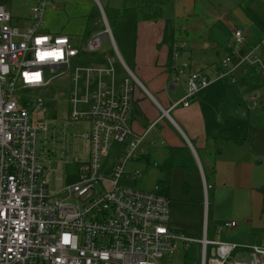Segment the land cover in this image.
<instances>
[{
	"label": "built area",
	"instance_id": "1",
	"mask_svg": "<svg viewBox=\"0 0 264 264\" xmlns=\"http://www.w3.org/2000/svg\"><path fill=\"white\" fill-rule=\"evenodd\" d=\"M47 3L32 7L26 26L16 24L11 11L0 4V264H160L181 245L197 241L202 244V264L258 263V257L264 264V246L197 240L174 229L170 199L158 186L140 190L121 185L125 165L142 155L140 146L151 128L136 134L130 125L138 82L119 55L129 73L124 78L118 77L113 57L103 64L74 66L83 53L99 50L107 36L117 52L112 30L105 21L103 31L77 47L68 35L43 30ZM234 40L232 54L212 74L191 70L186 61L172 65V83L187 74V85L171 108L188 107L214 81L229 77L235 82L233 73L241 64L264 75V39L251 45L243 29L236 28ZM184 45H175L174 59ZM241 48L247 52L242 54ZM40 52L61 55L41 60ZM37 72L39 81L27 80L25 74ZM65 75L70 82V118L90 122L83 133L89 157L78 163L77 180L53 194L48 182L52 170L36 148L39 132H47L51 123L48 118L39 121L36 113L44 108L42 92L54 78ZM114 143L125 148L109 172L103 170L102 158ZM212 187L204 181L205 191ZM234 226L235 221L225 222L218 231ZM209 245L214 247L208 257ZM235 253L246 254L247 260L232 259Z\"/></svg>",
	"mask_w": 264,
	"mask_h": 264
},
{
	"label": "crops",
	"instance_id": "2",
	"mask_svg": "<svg viewBox=\"0 0 264 264\" xmlns=\"http://www.w3.org/2000/svg\"><path fill=\"white\" fill-rule=\"evenodd\" d=\"M117 1L118 10L140 12L139 16H134L137 39L133 62L140 78L131 71L116 46L119 57L138 82L130 125L136 134L151 127L140 146L144 151L136 160L146 165L154 162L163 172L161 180L166 175V160L176 150L175 165L170 170V225L197 240L205 237L226 241L209 238L207 222L220 218L219 200L224 195L229 197L231 189L253 188L250 183L254 163L246 159V153L251 156L250 143L264 144L263 122L259 121L264 111V91L253 81L246 87L237 84L247 74L252 77L254 72L260 71L241 64L233 73L235 82L229 77L214 81L202 89L188 107L171 108L172 103L185 94L187 74L173 84L170 67L186 61L191 70L212 74L213 68L220 67L222 59L232 54L236 28L243 29L249 44L261 42L264 39V0H164L158 3L160 16L151 20L144 15L145 11L156 7L154 2ZM96 2L103 21L109 24L102 2ZM6 3L2 5L12 13V0ZM92 15V12L88 14L90 18ZM181 42L185 45L174 59L175 45ZM240 52L245 54L247 48H241ZM238 61L239 58H235V62ZM250 100L253 106L249 105ZM152 132L155 137L151 136L149 143L160 142V149L144 147ZM204 181L213 187L205 191ZM211 233L215 235L214 230ZM226 242L238 243V240Z\"/></svg>",
	"mask_w": 264,
	"mask_h": 264
},
{
	"label": "rangeland",
	"instance_id": "3",
	"mask_svg": "<svg viewBox=\"0 0 264 264\" xmlns=\"http://www.w3.org/2000/svg\"><path fill=\"white\" fill-rule=\"evenodd\" d=\"M41 1L43 0H12L13 21L21 26L26 21L30 24L31 21L28 17L31 14V9ZM100 1L106 11L119 53L127 62L131 71L140 78L133 64L137 39V23L134 16H139L140 12L137 10L131 12H125V9L118 10L120 3L117 0H111V3H108L107 0ZM6 2L7 0H0V4H8ZM48 2L50 3L45 8L44 23L42 25L47 33L66 34L75 46L81 47L86 46L89 38L95 33L105 29L100 6L96 0H48ZM53 4H57V7L53 8ZM90 12L93 13L91 18L88 16ZM108 57L115 58L119 78L128 76L129 73L121 63L110 36H107L102 42L99 50L85 52L80 58L75 59L74 66L106 62ZM250 75L249 73L244 77V80H239L237 86L246 87L247 84H252L253 81L256 87L264 91L263 75L258 71L254 72L252 77ZM131 76L136 81L134 76ZM69 85L70 82L66 75L54 78L47 91L42 92L45 97L44 108L36 113L39 121L48 118L51 123L47 132H39L36 148L41 155V161L50 166L52 170L48 182L49 191L53 194L63 186L77 180L78 163L87 160L89 157V142L83 137V133L89 130L90 122L85 119L73 120L70 118L72 105L68 100ZM249 105L253 106V101L250 100ZM253 108L251 107V109ZM254 109L262 112V109ZM259 121L263 122L262 129H264V111ZM151 136L155 137V132L149 135L144 147L147 150L153 146L160 149L162 147L160 142L150 145ZM124 148L125 144H112L108 153L102 158L103 170L109 172L113 170ZM250 149L251 156L246 153V159H252L254 163L250 183L253 188L231 189L229 197L224 195L223 199L219 200L221 208L218 210V215L220 218H217L213 223L212 219L209 224L207 222L208 236L209 238L216 237L226 241L238 240L236 244L239 246H252V244L264 246V192L260 190L264 186V144L250 143ZM260 153L262 155L258 156ZM253 154L255 155L253 156ZM136 159L129 160L125 165L121 185L140 190H154L159 178L163 176L161 168L155 166L154 162L146 165ZM134 175L138 178L134 179ZM178 190L179 188L176 189V191ZM71 201L74 202L75 200L71 199ZM230 221H235L236 226L224 229L219 233V227ZM213 230L215 235L211 233ZM212 247L214 246L209 245L208 247V257ZM258 258V264H262V259ZM160 264H202V245L199 242H191L186 246L181 245L177 252L164 256L160 260Z\"/></svg>",
	"mask_w": 264,
	"mask_h": 264
},
{
	"label": "trees",
	"instance_id": "4",
	"mask_svg": "<svg viewBox=\"0 0 264 264\" xmlns=\"http://www.w3.org/2000/svg\"><path fill=\"white\" fill-rule=\"evenodd\" d=\"M151 4L152 2L155 3L156 7L153 9H150L149 11H145L144 18L146 19H156L160 16V9L158 8V3L161 4L164 0H149ZM171 69V67H170ZM174 74V70L171 69V77ZM262 103V101H261ZM135 104V103H134ZM135 109V106L133 110ZM133 112V111H132ZM175 152L176 150L173 151L172 155L166 160V175L163 179L159 180L158 182V192L161 194H164L165 196H169L170 192V170L173 168L175 165ZM262 192H264V186L260 188ZM169 198V197H168Z\"/></svg>",
	"mask_w": 264,
	"mask_h": 264
},
{
	"label": "snow or ice",
	"instance_id": "5",
	"mask_svg": "<svg viewBox=\"0 0 264 264\" xmlns=\"http://www.w3.org/2000/svg\"><path fill=\"white\" fill-rule=\"evenodd\" d=\"M43 41L41 40V41H37L36 43H42ZM58 43H63V41H58ZM58 52H43V53H41L40 54V59L41 60H44L46 57H49V56H53V57H56V54H57ZM59 55H61L60 53H59ZM32 75H28V74H26V78H27V80L28 81H35V80H30L29 78L31 77Z\"/></svg>",
	"mask_w": 264,
	"mask_h": 264
},
{
	"label": "clouds",
	"instance_id": "6",
	"mask_svg": "<svg viewBox=\"0 0 264 264\" xmlns=\"http://www.w3.org/2000/svg\"><path fill=\"white\" fill-rule=\"evenodd\" d=\"M37 41H41V39H37ZM36 41V42H37ZM39 44V43H38ZM41 53H43V52H40V53H38V55H39V58H40V54ZM56 58L57 59H59L60 58V55H59V53H57L56 54ZM26 75V74H25ZM40 73L39 72H37L36 74H33L29 79L30 80H35V81H39L40 80ZM65 242H67V240H68V237L67 236H65ZM103 258H107V256H106V254H103Z\"/></svg>",
	"mask_w": 264,
	"mask_h": 264
},
{
	"label": "water",
	"instance_id": "7",
	"mask_svg": "<svg viewBox=\"0 0 264 264\" xmlns=\"http://www.w3.org/2000/svg\"><path fill=\"white\" fill-rule=\"evenodd\" d=\"M234 260H236V261H244V260H247L246 254L239 253V254L235 255Z\"/></svg>",
	"mask_w": 264,
	"mask_h": 264
},
{
	"label": "bare ground",
	"instance_id": "8",
	"mask_svg": "<svg viewBox=\"0 0 264 264\" xmlns=\"http://www.w3.org/2000/svg\"><path fill=\"white\" fill-rule=\"evenodd\" d=\"M248 264H258V263H254V262L251 263V262H249Z\"/></svg>",
	"mask_w": 264,
	"mask_h": 264
}]
</instances>
